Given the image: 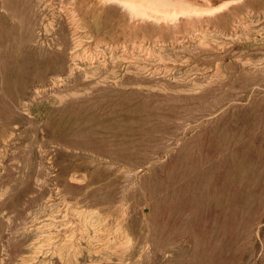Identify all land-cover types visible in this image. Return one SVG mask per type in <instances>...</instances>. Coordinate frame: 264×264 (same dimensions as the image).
Listing matches in <instances>:
<instances>
[{
  "label": "rangeland",
  "instance_id": "374dc122",
  "mask_svg": "<svg viewBox=\"0 0 264 264\" xmlns=\"http://www.w3.org/2000/svg\"><path fill=\"white\" fill-rule=\"evenodd\" d=\"M113 1L0 0V264H264V0Z\"/></svg>",
  "mask_w": 264,
  "mask_h": 264
},
{
  "label": "bare ground",
  "instance_id": "6f19581e",
  "mask_svg": "<svg viewBox=\"0 0 264 264\" xmlns=\"http://www.w3.org/2000/svg\"><path fill=\"white\" fill-rule=\"evenodd\" d=\"M106 1H111V0H106ZM243 1L244 0H232L233 3L235 2L240 3ZM112 3L117 5H120L121 3V5L124 6V9L127 8L129 9V12L131 14L142 15L144 18L148 20L149 19L152 20V22L155 25L159 26L161 25V23H165V25L167 26L173 25L176 28L179 27L178 24H173V23L178 22V20L181 17L191 18L193 16H196L200 18L202 16L201 15L202 13L211 17L216 14H219L221 10L224 7H227L228 5L227 1H225L218 6H214L212 0H202V2H199L198 0H126L124 2L113 1ZM192 30H193V35L192 33H189L188 37L195 39L194 36H199L198 40H200V42L205 39L206 33L208 32V30L205 28H199V29L192 28ZM184 39L185 37L179 38L176 41L175 45L178 46L183 45L185 43ZM155 45H156L155 51L157 50L160 51L159 49L161 47L163 46L165 47L164 44H155ZM117 52L118 51H116V53ZM134 52H138V51L134 49L131 51V54H133ZM148 56H150V54H148Z\"/></svg>",
  "mask_w": 264,
  "mask_h": 264
}]
</instances>
